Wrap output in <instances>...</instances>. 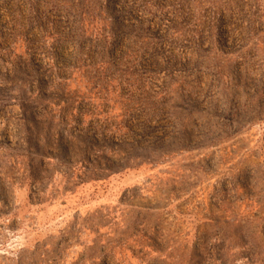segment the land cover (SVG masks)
I'll return each instance as SVG.
<instances>
[{
	"label": "rangeland",
	"instance_id": "374dc122",
	"mask_svg": "<svg viewBox=\"0 0 264 264\" xmlns=\"http://www.w3.org/2000/svg\"><path fill=\"white\" fill-rule=\"evenodd\" d=\"M0 264H264V0H0Z\"/></svg>",
	"mask_w": 264,
	"mask_h": 264
}]
</instances>
